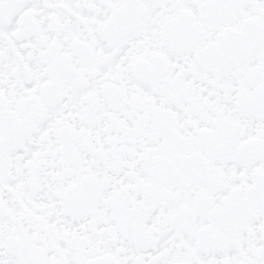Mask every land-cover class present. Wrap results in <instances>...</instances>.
I'll return each mask as SVG.
<instances>
[{"label": "snow or ice", "instance_id": "1", "mask_svg": "<svg viewBox=\"0 0 264 264\" xmlns=\"http://www.w3.org/2000/svg\"><path fill=\"white\" fill-rule=\"evenodd\" d=\"M0 264H264V0H0Z\"/></svg>", "mask_w": 264, "mask_h": 264}]
</instances>
